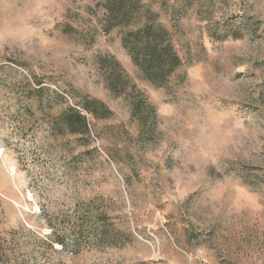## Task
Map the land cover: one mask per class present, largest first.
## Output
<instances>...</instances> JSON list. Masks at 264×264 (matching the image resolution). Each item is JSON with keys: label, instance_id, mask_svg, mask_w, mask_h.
Here are the masks:
<instances>
[{"label": "rangeland", "instance_id": "rangeland-1", "mask_svg": "<svg viewBox=\"0 0 264 264\" xmlns=\"http://www.w3.org/2000/svg\"><path fill=\"white\" fill-rule=\"evenodd\" d=\"M107 2L0 0V264H264V0ZM147 20L163 87L122 44Z\"/></svg>", "mask_w": 264, "mask_h": 264}, {"label": "trees", "instance_id": "trees-1", "mask_svg": "<svg viewBox=\"0 0 264 264\" xmlns=\"http://www.w3.org/2000/svg\"><path fill=\"white\" fill-rule=\"evenodd\" d=\"M133 4L134 0H108L107 2L111 11L123 13L121 23L127 24L130 21L127 19L128 16H132L130 10H133ZM122 44L134 64L140 69L143 78L158 87L166 86L171 76L182 65V59L175 49L171 33L165 27L156 25L151 20H147L142 26L125 33ZM115 62L114 75L116 74L118 78L125 77L120 63ZM80 104L89 114L93 113L91 106L96 105L97 102L86 99ZM58 119L67 133L84 134L89 132L87 115L74 106H68L62 110Z\"/></svg>", "mask_w": 264, "mask_h": 264}]
</instances>
